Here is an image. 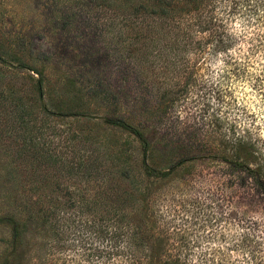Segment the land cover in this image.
I'll return each instance as SVG.
<instances>
[{
    "label": "rangeland",
    "instance_id": "1",
    "mask_svg": "<svg viewBox=\"0 0 264 264\" xmlns=\"http://www.w3.org/2000/svg\"><path fill=\"white\" fill-rule=\"evenodd\" d=\"M177 4L232 58L164 41L158 0H0V264H154L183 230L188 264H264V0Z\"/></svg>",
    "mask_w": 264,
    "mask_h": 264
},
{
    "label": "trees",
    "instance_id": "2",
    "mask_svg": "<svg viewBox=\"0 0 264 264\" xmlns=\"http://www.w3.org/2000/svg\"><path fill=\"white\" fill-rule=\"evenodd\" d=\"M159 2L161 1L164 6H169V10H172L173 14L165 17H160L162 18V27H164L165 31H163L162 38L164 41H167L168 39V30L167 27H173L171 26L170 23L174 24V27L177 28L175 31L174 38L178 42H185L189 40L190 44V49L191 52L194 51V56L196 57V61H198L203 54L205 53L206 49L207 51H212V52H224L225 55L228 57V60L232 58V54L229 51L230 46L234 42L235 39V34L230 32L226 25L224 23H219L215 24V22L206 20L203 21L200 19L198 13L193 14L194 9L188 8V7H183V5H173L174 0H158ZM251 0H237L234 2V0H230V2L233 4L235 3L236 5L240 6H249ZM190 3V2H189ZM218 1L216 3H213L211 7L215 8L217 7ZM230 6V5H228ZM234 8V7H232ZM246 8V7H245ZM163 14L166 13V10L162 11ZM189 19H185V16ZM175 19V20H174ZM174 20V22H173ZM189 20V22L187 21ZM172 21V22H169ZM173 32V31H172ZM204 34L205 37L200 40L199 35ZM197 37V38H196ZM196 61L194 63L195 69H197L198 62L196 64ZM37 89L39 92L41 91V81L40 79L37 80L36 82ZM63 115V113H61ZM109 123L118 127H122L124 129H127L131 133L135 134L143 144V153L146 154L147 151V139L146 137L137 129L133 128L131 125L125 123L124 120L119 119V118H111L109 119ZM234 147V145H232ZM237 148H235V153L228 158V162L230 164H233L235 166L242 167V162L239 159V155L237 153ZM180 162H178L179 164ZM149 171L155 172L154 169H150ZM160 175L166 174L165 171L158 172ZM184 220V222H187L189 219L187 218H181ZM181 231V229H179ZM176 235L179 233L176 232ZM174 235V240L175 243L172 247V253L168 255L166 258L158 259L156 263L154 264H188L189 263V255L190 252L192 251L193 245L191 242L193 241L192 238L188 235V233L183 230L179 236ZM134 246V245H133ZM137 248V247H136ZM136 248L133 247L131 249V255L136 254ZM155 248L148 244L145 243L143 247V260L147 261V264H151L152 258L155 256ZM139 264L137 261H131L130 264Z\"/></svg>",
    "mask_w": 264,
    "mask_h": 264
}]
</instances>
